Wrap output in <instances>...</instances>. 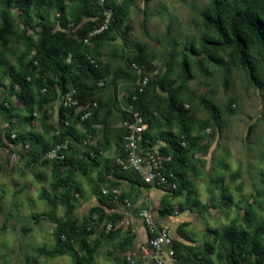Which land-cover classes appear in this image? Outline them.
Masks as SVG:
<instances>
[{"label": "rangeland", "instance_id": "rangeland-1", "mask_svg": "<svg viewBox=\"0 0 264 264\" xmlns=\"http://www.w3.org/2000/svg\"><path fill=\"white\" fill-rule=\"evenodd\" d=\"M34 1L25 0L24 6H19L14 0L10 5L0 0V25L4 12H8L16 34L32 42L29 46L11 36L9 51L4 53L0 48V60L14 67L18 62L27 64L35 54L34 44L41 28ZM58 1L65 6L64 15L55 0H43L40 11L47 16L53 32L59 34V42L78 41L76 34L92 20H106L110 15V25L112 5L126 8L120 25H112L100 41L84 47L95 48L101 78H82L96 103L97 114L89 129L77 123V132L83 135L89 130L91 148L104 146L103 157L113 158L126 99L137 78L132 66L137 64L140 74L149 80L144 98L153 112L150 131L155 144L165 146L169 133L182 134L181 124L169 110L171 93H175L177 104L192 127L197 147L185 155L184 174L189 186L179 195L164 196L158 190H139L112 175L101 184L93 167L81 172L72 169L70 163L59 171L69 186H56L51 163L54 160L33 163L26 143L36 134L49 151L58 145L56 132L63 128L57 99L40 107L36 104L30 115L16 96L20 89L10 88L9 70L3 76L2 68L0 264H75L82 258L77 245L62 256L51 257L47 253L57 242L62 226L88 223L89 211L100 205L103 190L106 194L118 190L119 197L121 192H128L136 209H161L164 215L155 210L153 213L157 225L185 247L187 264H232L233 248L225 233L251 232L255 225L264 224V52L256 46L248 48L255 68L254 81L237 59L234 45L219 44L216 33L206 23V13L217 4L226 21L242 5L253 4L264 11V0H104L105 6H100L96 17L78 21L76 5L68 0ZM97 83L103 85L98 87ZM35 94L37 102L42 94ZM2 107L10 110L13 118L3 113ZM12 135L25 141L14 143ZM85 149L71 154L72 160H83ZM116 203L115 210L107 208L105 212L118 211L125 218L128 214L133 216L132 208L124 209L121 202ZM134 219L138 220L133 217L129 227L103 220L87 236L98 245V254L88 264H133L128 259L134 255V264H143L140 241L136 239L137 229L142 227ZM129 240L132 243L127 244ZM193 255L198 258L195 260Z\"/></svg>", "mask_w": 264, "mask_h": 264}, {"label": "trees", "instance_id": "trees-1", "mask_svg": "<svg viewBox=\"0 0 264 264\" xmlns=\"http://www.w3.org/2000/svg\"><path fill=\"white\" fill-rule=\"evenodd\" d=\"M55 1L60 12L64 15L66 9L63 2L58 0ZM68 1L76 5L75 15L78 16L76 17L77 21L81 18H94L101 10V7L95 0ZM109 1L112 2V0ZM5 2L10 5L12 0H5ZM14 3L19 6H24L25 0H14ZM43 4V0L34 1V8L36 9L35 14L40 20L39 25L41 30L40 37L37 43L34 44L35 54L32 59L27 64L18 62L17 67L12 66L7 61L0 60V70L3 68L1 74L4 76L9 70L8 77L10 78V88L16 89V87H18L20 89L16 96L21 100L25 110L30 115L36 104L39 107L43 106L55 98L57 99L59 95L70 90H75V98L77 99L79 106H83L86 103H93L94 100L91 99L90 89L84 84L82 78L90 75L94 81H97L101 78V74L99 70V62L95 54V48L92 50H84V47L100 41L102 36L112 28V25H120L122 23L126 14L125 6L112 5L113 20L111 24L107 26L106 30L90 36L92 32L98 30L104 23V18H99L98 20L95 18L96 20L87 22L78 31V34H76L78 41L64 39L63 42H59V34L53 32V28L49 23L47 16L40 11ZM3 18L4 22L0 25V48L4 53L9 51L8 44L9 37L11 36H15L19 43H25L29 46L32 45L30 38L16 34L12 24L8 20V12H4ZM206 23L216 33L219 44L234 45L237 59L241 65L248 70L251 78L256 81L255 68L248 53V48L250 46H256L264 52L263 9L253 4L242 5L237 7L225 21V19L222 18L220 8L217 4H214L210 13H206ZM85 39L88 40V44L84 43ZM219 44L217 45L219 46ZM68 56H70L69 61H67ZM133 65L138 67L137 64ZM142 77H146V75L143 74ZM137 78L134 83H136ZM148 84L143 88L142 92H138V88L134 86L126 99L127 103L123 112L124 117L122 121L129 120L132 116L131 113L126 110L129 105H131L133 110L137 111L143 118L146 124V129L142 134L144 137L143 139H148L150 141L147 146L157 149L162 156L169 159L164 164V172L167 174L172 173L174 176L172 182L176 183L174 189L164 187H158L157 189L160 190V192H163L162 194L164 196H176L179 195L182 190L188 189L189 182L185 179L184 174L185 165L187 163L185 155L188 150L197 147V139L192 138V127L188 125V118L185 116L181 107L177 104L175 93H171L169 95V110L176 116L181 124L183 128L182 134L174 135L169 133L165 146L155 144L156 138L150 131L153 112L144 98L148 89ZM97 85L100 87L98 83ZM43 90L45 91L43 92ZM35 92H40L42 94L37 102L35 100ZM96 108L93 109L92 116L85 121L80 120V112L75 113L74 109H59V118L63 130L61 132L57 131L58 135L56 136L55 142L59 143L66 138L65 140L70 143L68 149L62 152L64 155L63 159L51 162L54 164L55 168L54 178L55 181H57L56 186H69L68 182L62 180L59 171L62 167L67 165V163H70L72 169L81 172L93 167L96 172L97 180L101 184L106 183V181L109 180L108 178L112 175L113 177L115 176L118 179H121L123 183L127 182L126 184L129 183V185L131 184L139 190H150L151 187L142 183L140 178L132 170H125L115 163L116 157L124 158L122 136L125 134V130L123 128H121L122 130L119 132L118 142H116L118 149L111 160L103 157L102 153L105 151L103 150L105 149L104 146L92 149L91 143L85 146L82 145V140L92 135L89 130L83 135L79 134L75 125L78 123L89 129V123L92 122L94 117H96ZM2 111L8 116V118H13L14 114L10 110L2 107ZM62 120L67 121L69 125L64 127ZM24 122H28V118H24ZM10 126H13L11 122ZM68 137H71L73 141L69 140ZM23 139L24 138L21 136H18L17 138L15 137V139H12V141H14V143L20 141L24 142L25 140ZM182 142H185V146L181 145ZM26 145L30 147L32 162L35 164H45L47 159H44V156L48 153L49 146L44 143L42 138L33 134L28 138ZM79 148H86L84 151L85 156L83 160L74 162L71 158V154H76L75 151L79 152ZM100 196V205L93 207L89 211L90 217L87 224L70 222L59 229L57 242L52 250L47 253L49 256L56 257L65 255L74 245H77L76 247L80 254H82V258H78L75 264L92 263L95 255L98 254V245L89 240L87 236L92 234L103 220L108 219L115 223L120 222L119 224L121 226L125 220L123 213L115 211L112 214H107L105 212L106 209L109 208L115 210L118 204L116 202H121L125 209L126 204L124 203V200L126 199L132 204L131 208L133 209V216L142 209L139 206L137 209L133 207V201L129 198L130 194L128 192H121V196L117 200H115V196L111 192L106 195H103L100 192ZM154 209L158 211L160 216L164 215V212L161 209L157 207H154ZM94 217L96 218L94 219ZM263 236L264 224L261 222L255 225L251 232H226V241L230 247L233 248L231 256L232 264H264ZM130 240L127 244L132 243ZM172 243L182 264H187L188 254H185V247L175 240H172ZM235 246H238L237 251L234 250ZM40 252L46 254L42 249ZM192 257H195V260L198 258L197 255H193ZM192 257L191 259H193ZM251 258L253 259L252 262ZM83 261H86L87 263Z\"/></svg>", "mask_w": 264, "mask_h": 264}, {"label": "built area", "instance_id": "built-area-1", "mask_svg": "<svg viewBox=\"0 0 264 264\" xmlns=\"http://www.w3.org/2000/svg\"><path fill=\"white\" fill-rule=\"evenodd\" d=\"M95 1L99 6H105L104 0ZM108 18H110V15H108ZM108 18L104 20L103 25L98 30L92 32L90 36L106 30ZM84 43L88 44V40L85 39ZM69 60L70 56L67 58V61ZM132 69L138 76L134 86L138 88V92H142L143 88L148 84V78L142 77L136 65H133ZM102 85V83H99L100 87ZM44 91L45 90H43V92ZM75 94V90H70L59 95L57 98L58 108L74 109L75 113L80 112L81 121L88 120L92 116L93 109L97 107L96 103H86L83 106H79ZM126 110L131 113L132 116L129 120H124L120 124V127L125 130V134L122 136L124 158L116 157L115 163L125 170H132L140 178L142 183L151 187L150 190H158V187L174 189L176 183L172 182L174 178L173 174L164 172V164L169 159L162 156L157 149L147 146L150 141L148 139H143L144 137L142 134L146 129L143 118L137 111L133 110L131 105H129ZM62 122L64 127L69 125L67 121L62 120ZM56 133L58 135V132ZM15 137V135H12L11 139H15ZM91 142L92 136H89L82 140V145L85 146ZM181 145L185 146V142H182ZM68 147L69 143L67 140L61 141L53 150L48 151L44 159L62 160L64 157L62 152L66 151ZM106 193L107 192L103 190V194ZM111 193L115 196V200L119 198L120 192H118V190H113ZM124 203L126 204L125 207L130 210L132 204L127 199L124 200ZM154 210V208L150 207L140 209L135 216L128 214V217L125 218L123 222L124 225L129 227L132 224L131 219L135 217L141 223L146 237L145 244L141 245L139 250L143 264H182L174 249L172 237L166 229L157 225V220L153 214L157 210ZM95 218L96 217H94V219ZM132 233H135V231L132 230ZM132 257H129L128 260L134 264L136 262L134 260L135 255Z\"/></svg>", "mask_w": 264, "mask_h": 264}, {"label": "crops", "instance_id": "crops-1", "mask_svg": "<svg viewBox=\"0 0 264 264\" xmlns=\"http://www.w3.org/2000/svg\"><path fill=\"white\" fill-rule=\"evenodd\" d=\"M135 221V222H134ZM134 223H136V222H138V220H135L134 219ZM140 222V221H139ZM141 226V225H140ZM142 227V226H141ZM137 237H136V239H138V241H140V245H143V244H145V242H146V237H145V233H144V230H143V228L141 229L140 228V230H138L137 229Z\"/></svg>", "mask_w": 264, "mask_h": 264}]
</instances>
